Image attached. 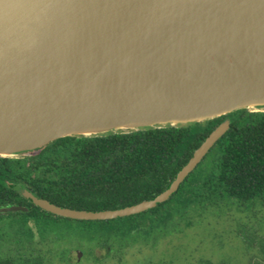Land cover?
Segmentation results:
<instances>
[{
	"label": "water",
	"instance_id": "water-1",
	"mask_svg": "<svg viewBox=\"0 0 264 264\" xmlns=\"http://www.w3.org/2000/svg\"><path fill=\"white\" fill-rule=\"evenodd\" d=\"M242 110L264 112V0H0V157ZM229 124L211 131L163 192L130 207L71 210L15 190L74 220L145 212L170 198Z\"/></svg>",
	"mask_w": 264,
	"mask_h": 264
},
{
	"label": "trees",
	"instance_id": "trees-1",
	"mask_svg": "<svg viewBox=\"0 0 264 264\" xmlns=\"http://www.w3.org/2000/svg\"><path fill=\"white\" fill-rule=\"evenodd\" d=\"M225 119L230 126L222 138L167 201L145 212L71 220L33 206L15 190L19 185L72 210L136 205L163 192ZM258 197H264V112L242 110L187 126L61 138L32 155L0 157V206L28 208L0 214V264H50L70 241L126 245L151 233L180 230L189 218L221 202Z\"/></svg>",
	"mask_w": 264,
	"mask_h": 264
},
{
	"label": "flooded vegetation",
	"instance_id": "flooded-vegetation-1",
	"mask_svg": "<svg viewBox=\"0 0 264 264\" xmlns=\"http://www.w3.org/2000/svg\"><path fill=\"white\" fill-rule=\"evenodd\" d=\"M11 206L28 211L26 206L9 204L0 206V214L14 213L7 210ZM149 236L121 246L82 240L65 242L61 255L50 264H264V197L221 202L219 207L189 218L180 230Z\"/></svg>",
	"mask_w": 264,
	"mask_h": 264
}]
</instances>
